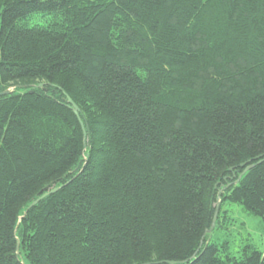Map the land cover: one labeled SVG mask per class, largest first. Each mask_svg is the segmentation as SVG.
<instances>
[{"label":"trees","instance_id":"trees-1","mask_svg":"<svg viewBox=\"0 0 264 264\" xmlns=\"http://www.w3.org/2000/svg\"><path fill=\"white\" fill-rule=\"evenodd\" d=\"M13 86L0 264H20L16 238L24 264H264L211 240L226 201L264 224V0H0V93Z\"/></svg>","mask_w":264,"mask_h":264},{"label":"rangeland","instance_id":"rangeland-1","mask_svg":"<svg viewBox=\"0 0 264 264\" xmlns=\"http://www.w3.org/2000/svg\"><path fill=\"white\" fill-rule=\"evenodd\" d=\"M221 210L226 212L230 221L214 232L211 238L217 244H226V249L220 256L240 258L247 245L264 254V224L261 219L248 213L238 203L226 201Z\"/></svg>","mask_w":264,"mask_h":264},{"label":"water","instance_id":"water-1","mask_svg":"<svg viewBox=\"0 0 264 264\" xmlns=\"http://www.w3.org/2000/svg\"><path fill=\"white\" fill-rule=\"evenodd\" d=\"M25 88H26V86H24V87H23V86H13V87H10L9 89H6L5 91L1 92V93H0V97H2V96H6V95H9V94L15 92L16 90H21V89H25ZM31 88H32V90L39 89V90H41L44 94H47V92H48V89L45 88V87H43L42 84L33 85ZM32 90L29 91L30 94L32 93ZM66 103H67V105L69 106V108L73 111V113H74L76 116H78V108L76 107V105L72 102V100H71L69 97H66ZM80 126H81V128H82V130H83V135H85V131H84V129H83V123H82L81 121H80ZM85 152H86V149L84 148V149H83V155H84ZM84 160H85V156H84ZM244 166H245V167H244ZM240 167H242V168L244 167V169H243L242 173H240V175H239V177H238L239 179H240V178H241V177H242V176H243L248 170H250L251 168H253L254 165H245V164H243V165H241ZM76 170H77V169H75L73 172H76ZM230 179H231V178H225V180H230ZM235 183H237V181H236ZM67 184H68V182L65 183L64 185L60 186V187H54V188H52V189H50V190H48L47 188L43 189V190L38 194L39 197H38L37 199H35V200H34V201L28 206L27 211H28L31 207L35 206L40 200L44 199V198L47 197L49 194H54V193H56V192L59 191L61 188H63V186H65V185H67ZM229 186H230V184H227L226 186L220 187V188L218 189V191H217V195H216V199H215V210H214V214H213V217H212V220H211V224H210L209 229H207V230L204 232V236H203V239H202L201 242H200L199 249H198L197 253L201 250V248H202V246H203V240H204V237H208V239H207V241H206V244L209 242V238H210L211 235H212V232H213V230H214V228H215V225H216V221H217V219H218L219 208H220V205H221V202H222V200H221V196H222V194L224 193V191L227 190V189L229 188ZM47 190H48V191H47ZM27 211H26V212H27ZM26 212H24L23 215L20 216V217L18 218V224H17V226L15 227V232H16V230H17V227H18V225H19L21 219L25 216ZM18 251H19V239L16 238L15 255H16V258L18 259L19 263H20V264H24L23 260L19 257V253H18ZM197 253H196V254H197ZM196 254L193 256V258L196 257ZM168 264H175V263L169 262Z\"/></svg>","mask_w":264,"mask_h":264}]
</instances>
